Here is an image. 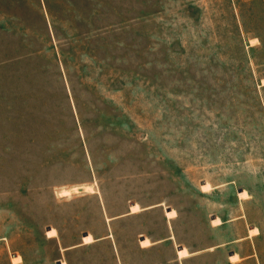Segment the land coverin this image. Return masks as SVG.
<instances>
[{
  "label": "rangeland",
  "instance_id": "rangeland-1",
  "mask_svg": "<svg viewBox=\"0 0 264 264\" xmlns=\"http://www.w3.org/2000/svg\"><path fill=\"white\" fill-rule=\"evenodd\" d=\"M263 87L264 0H0V264H264Z\"/></svg>",
  "mask_w": 264,
  "mask_h": 264
},
{
  "label": "crops",
  "instance_id": "crops-1",
  "mask_svg": "<svg viewBox=\"0 0 264 264\" xmlns=\"http://www.w3.org/2000/svg\"><path fill=\"white\" fill-rule=\"evenodd\" d=\"M255 46V45H254ZM254 46H250V47H254ZM262 83H263V81H262ZM264 88V87H263ZM161 207H163V205H157V206H153V207H150V208H145V209H142L141 208V211L139 212V213H142V212H145V211H148V210H151V209H156V208H161ZM171 210H173V209H167V210H165V218L168 220V221H172V220H174V219H176L177 217H178V214H177V217L176 218H174V219H172V220H169L167 217H166V211H171ZM177 213V212H176ZM136 214H138V213H135V214H133L132 212H131V209H130V212H128V213H125V214H122V215H120V216H116V217H112V218H108V219H110V221L109 222H107V220H106V222L108 223V224H110V222H113V221H118L119 219H123V218H126V217H130V216H133V215H136ZM106 218V219H107ZM222 222V221H221ZM222 225V224H221ZM220 225V226H221ZM216 227H218V226H216ZM49 229H51V228H49ZM48 229V230H49ZM55 229V228H54ZM56 230V229H55ZM57 231V230H56ZM47 233V232H46ZM58 233V232H57ZM87 235H91V234H87ZM87 235H85V236H87ZM84 236V237H85ZM93 238H94V240H95V242L93 243V244H90V245H83V240H82V243H80L79 245H75V246H69V247H64V248H62L61 247V249H60V253H61V255H62V259L59 261V264L61 263V262H66L67 264H69L68 262H67V260H66V258H65V256H64V253H66V252H69V251H71V250H74V249H79V248H83V247H87V246H91V245H95V244H97V243H99V242H102V241H106V240H110V239H113V234L110 232V233H108L107 235H105V236H102V237H99V238H95L93 235H91ZM46 237H47V235H46ZM59 237V234H58V236L56 237V238H58ZM83 237V238H84ZM251 236H249L248 238H250ZM56 238H53V239H56ZM47 239L48 240H52V239H49L48 237H47ZM144 239H148L149 241H150V243H151V245L149 246V247H147V248H143V247H141V241L142 240H144ZM175 236L172 234L171 236H169L168 238H166V239H164V240H160V241H151L148 237H143V239L139 242V247H140V249H142V250H148V249H150V248H152V247H155V246H157V245H159V244H163L164 242H172V241H175ZM219 247H221V246H219ZM183 248H185V249H187V251H188V253L190 254V256L188 257V258H184V259H180L179 257H178V251L179 250H182ZM198 253L197 252H190L189 251V248H187V247H177L176 248V252H175V255H176V259H177V261H182V260H186V259H189V258H192V257H195L196 255H197ZM233 255H238L239 256V258H240V261H241V257H240V255L239 254H231L230 255V261H231V257L233 256ZM21 257V256H20ZM22 258V263L25 261L24 260V258L23 257H21ZM240 261H238V262H232L231 261V263H233V264H238ZM21 263V264H22Z\"/></svg>",
  "mask_w": 264,
  "mask_h": 264
},
{
  "label": "bare ground",
  "instance_id": "bare-ground-1",
  "mask_svg": "<svg viewBox=\"0 0 264 264\" xmlns=\"http://www.w3.org/2000/svg\"><path fill=\"white\" fill-rule=\"evenodd\" d=\"M61 189V188H60ZM80 191H86V192H89V193H94L92 187L90 186H83V187H75V188H72L70 190H61L59 192V195L62 196V197H68V196H71L73 193H80ZM58 196V195H57ZM59 197V196H58ZM61 197V198H62ZM132 205V204H131ZM134 206V205H133ZM181 251V250H179Z\"/></svg>",
  "mask_w": 264,
  "mask_h": 264
}]
</instances>
